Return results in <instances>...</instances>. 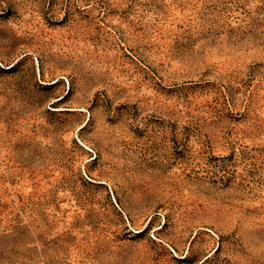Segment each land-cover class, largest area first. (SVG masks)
Here are the masks:
<instances>
[{"label":"rangeland","instance_id":"1","mask_svg":"<svg viewBox=\"0 0 264 264\" xmlns=\"http://www.w3.org/2000/svg\"><path fill=\"white\" fill-rule=\"evenodd\" d=\"M0 264H264V0H0Z\"/></svg>","mask_w":264,"mask_h":264}]
</instances>
